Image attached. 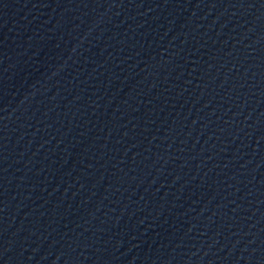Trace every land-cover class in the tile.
<instances>
[{
    "label": "water",
    "instance_id": "1",
    "mask_svg": "<svg viewBox=\"0 0 264 264\" xmlns=\"http://www.w3.org/2000/svg\"><path fill=\"white\" fill-rule=\"evenodd\" d=\"M0 264H264V0H0Z\"/></svg>",
    "mask_w": 264,
    "mask_h": 264
}]
</instances>
